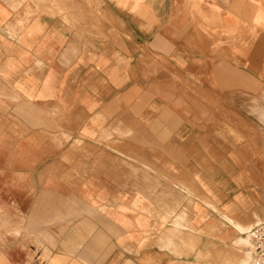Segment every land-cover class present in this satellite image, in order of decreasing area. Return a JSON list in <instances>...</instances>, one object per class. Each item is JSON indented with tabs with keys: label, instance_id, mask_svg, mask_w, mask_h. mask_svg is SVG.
<instances>
[{
	"label": "crops",
	"instance_id": "0c3cea01",
	"mask_svg": "<svg viewBox=\"0 0 264 264\" xmlns=\"http://www.w3.org/2000/svg\"><path fill=\"white\" fill-rule=\"evenodd\" d=\"M16 1L0 0L16 94L0 96V264H225L238 230L203 205L204 185L230 196L224 169L172 110L170 77L251 27L258 64L264 0H63L67 18Z\"/></svg>",
	"mask_w": 264,
	"mask_h": 264
},
{
	"label": "rangeland",
	"instance_id": "374dc122",
	"mask_svg": "<svg viewBox=\"0 0 264 264\" xmlns=\"http://www.w3.org/2000/svg\"><path fill=\"white\" fill-rule=\"evenodd\" d=\"M62 2L16 1L29 8V15L46 10L67 18V6ZM81 8L74 13L77 17L83 14ZM262 35L261 30L251 27L235 36L229 32L220 33L218 38L210 36L208 56L197 64L202 73L170 77L172 110L190 118L200 131L199 143L212 154L208 157L220 162L224 169L214 186L226 189L230 196L223 202L215 189L204 185L210 197H204L203 205L214 209L221 221L238 230L233 256L220 254L225 264L249 261L248 231L264 220V52L255 64ZM0 96L16 98L14 90L1 83ZM183 220L189 230H194L188 218Z\"/></svg>",
	"mask_w": 264,
	"mask_h": 264
},
{
	"label": "built area",
	"instance_id": "2783aa9c",
	"mask_svg": "<svg viewBox=\"0 0 264 264\" xmlns=\"http://www.w3.org/2000/svg\"><path fill=\"white\" fill-rule=\"evenodd\" d=\"M251 256L248 264H264V222L250 230Z\"/></svg>",
	"mask_w": 264,
	"mask_h": 264
},
{
	"label": "bare ground",
	"instance_id": "6f19581e",
	"mask_svg": "<svg viewBox=\"0 0 264 264\" xmlns=\"http://www.w3.org/2000/svg\"><path fill=\"white\" fill-rule=\"evenodd\" d=\"M167 244H168V243H167ZM233 253H234V252H233ZM248 254H249V253H248ZM249 255H250V254H249ZM247 258H248V255H247ZM249 258H250V256H249ZM244 262L247 264L249 261L247 262L246 260H244Z\"/></svg>",
	"mask_w": 264,
	"mask_h": 264
}]
</instances>
